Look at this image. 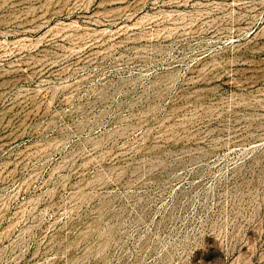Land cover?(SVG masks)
Returning <instances> with one entry per match:
<instances>
[{
  "label": "rangeland",
  "instance_id": "1",
  "mask_svg": "<svg viewBox=\"0 0 264 264\" xmlns=\"http://www.w3.org/2000/svg\"><path fill=\"white\" fill-rule=\"evenodd\" d=\"M0 264H264V0H0Z\"/></svg>",
  "mask_w": 264,
  "mask_h": 264
}]
</instances>
